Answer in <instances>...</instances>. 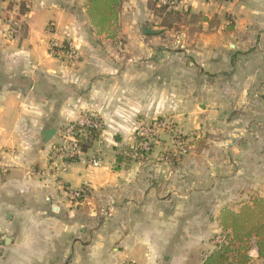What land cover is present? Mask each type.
Instances as JSON below:
<instances>
[{
    "label": "crops",
    "instance_id": "obj_1",
    "mask_svg": "<svg viewBox=\"0 0 264 264\" xmlns=\"http://www.w3.org/2000/svg\"><path fill=\"white\" fill-rule=\"evenodd\" d=\"M156 7L120 0L101 29L86 0H0V264H191L208 210L264 196V0H183L174 10L196 21L170 25ZM62 42L72 60L52 55ZM86 113L103 122L102 139L58 172L86 189L76 205L49 174L50 153ZM240 114L257 119L240 125ZM158 117L192 151L172 166L157 153L122 156L138 123Z\"/></svg>",
    "mask_w": 264,
    "mask_h": 264
},
{
    "label": "built area",
    "instance_id": "obj_2",
    "mask_svg": "<svg viewBox=\"0 0 264 264\" xmlns=\"http://www.w3.org/2000/svg\"><path fill=\"white\" fill-rule=\"evenodd\" d=\"M157 6L175 9L183 3V0H154ZM212 1V0H205ZM7 30L9 36H14L17 32V24L15 19L7 18ZM52 55L63 56L66 60H72L75 52L69 43H52L50 45ZM104 130L103 122L94 114L86 113L74 122H70L61 128V141L53 146L50 153L51 165L50 172L53 176L59 192L66 193L72 203L79 205L86 200V189H70L61 180L58 172L65 171L69 164L75 159L84 157L85 149L81 144L84 141L91 140L93 135L102 136ZM163 134L171 135V149L162 153L158 158L170 164L172 159L179 160V157L189 152L191 145L185 134L177 131L172 120L168 117L153 118L148 121H140L135 127L130 141L126 144L121 155L138 162L148 161L152 157L153 146ZM99 142V141H98ZM92 166H100L102 163V155L100 150H96L87 158ZM59 166L58 167V164ZM47 197L46 200H50ZM2 238L0 237V247ZM122 264H132L131 262H123Z\"/></svg>",
    "mask_w": 264,
    "mask_h": 264
},
{
    "label": "trees",
    "instance_id": "obj_3",
    "mask_svg": "<svg viewBox=\"0 0 264 264\" xmlns=\"http://www.w3.org/2000/svg\"><path fill=\"white\" fill-rule=\"evenodd\" d=\"M119 6L120 0H86L89 17L101 29L116 20ZM218 221L222 229L220 239L201 264H249L253 247L258 259L264 257V196L252 197L236 210L222 208Z\"/></svg>",
    "mask_w": 264,
    "mask_h": 264
},
{
    "label": "rangeland",
    "instance_id": "obj_4",
    "mask_svg": "<svg viewBox=\"0 0 264 264\" xmlns=\"http://www.w3.org/2000/svg\"><path fill=\"white\" fill-rule=\"evenodd\" d=\"M157 10H160L159 12H166L169 13L168 15H172V19H170L171 17L168 16L169 19H166V20H162V24L164 25H170L173 23V19L177 22V21H182V22H185V23H189V22H195L197 17L196 15H190V16H185L183 17V19H181V15L179 14L180 12L179 11H175L174 9L172 8H166V7H156ZM182 13H185L184 11ZM177 14V15H175ZM188 15V13H186ZM167 16V15H166ZM175 16H179V17H175ZM178 23V22H177ZM236 118V122L240 125H249V123H253L257 117H249V116H243L240 114L238 116L235 117ZM246 118H251L253 120H251L250 122H245L243 121L244 119ZM230 120V117L226 120V122H229ZM244 122V123H243ZM242 127V126H241ZM177 130V129H176ZM182 133V132H181ZM164 135V138L163 139H159L158 140V143H160V147H162L161 149H158L156 150L155 152V146L158 144H155L153 146V153H157V157H159L162 153H165L166 151H172L171 149H173L171 147V135H166V134H163ZM162 135V137H163ZM192 136V135H191ZM193 136H198V140L201 139V135L200 133H194ZM187 137V136H186ZM189 138V137H187ZM102 139V136H98V135H93L91 140H87V141H84V139H82L81 141V144L83 147H85L86 145H89L90 143L92 144L93 142H98L99 140ZM189 143L190 140H188ZM90 144V145H91ZM126 144L123 145L120 149V152L123 151V149L125 148ZM165 148V150H164ZM192 151V149L190 148L189 149V152L185 155H182L179 157V160H176V159H172V162H171V165L172 166V163L173 165L177 162V161H180V159H182L183 157H185L186 155H188L190 152ZM260 193L258 192H254L252 194V197H255L256 195H259ZM250 199L246 200L245 202L249 201ZM236 208V207H234ZM239 207H237L236 209H238ZM232 209V207L230 208ZM236 209H233V210H236ZM218 216H219V213H216L214 211H207V214H206V222H205V226L204 228H201V232L202 231H205V235L207 236L206 239L202 240V241H199L195 244H193L191 246V264H200V260L201 259H204L205 255H207L206 253L208 252L207 250L211 248V246L215 245V243L220 239V236H221V226H220V223L218 221ZM215 218L217 219V222H215ZM2 230V229H1ZM193 231L191 230V236L193 235ZM7 235L6 231L5 230H2L0 231V237L2 238V243H1V246L4 245V236ZM193 240V239H192ZM214 248V247H213ZM212 248V249H213ZM209 253V252H208ZM249 255L251 257V261L249 264H264V257L263 258H260L258 259L257 258V252H256V248L253 247L250 251H249Z\"/></svg>",
    "mask_w": 264,
    "mask_h": 264
},
{
    "label": "water",
    "instance_id": "obj_5",
    "mask_svg": "<svg viewBox=\"0 0 264 264\" xmlns=\"http://www.w3.org/2000/svg\"><path fill=\"white\" fill-rule=\"evenodd\" d=\"M159 30L154 29L152 26H142L141 27V33L143 35H151V34H156L158 33ZM229 117V113L227 114V118ZM53 133V129H47L43 131V135L46 139H49Z\"/></svg>",
    "mask_w": 264,
    "mask_h": 264
}]
</instances>
